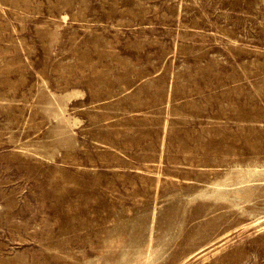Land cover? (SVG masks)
Segmentation results:
<instances>
[{
  "label": "rangeland",
  "instance_id": "374dc122",
  "mask_svg": "<svg viewBox=\"0 0 264 264\" xmlns=\"http://www.w3.org/2000/svg\"><path fill=\"white\" fill-rule=\"evenodd\" d=\"M0 264H264V0H0Z\"/></svg>",
  "mask_w": 264,
  "mask_h": 264
}]
</instances>
